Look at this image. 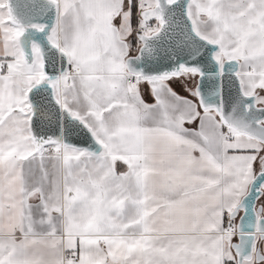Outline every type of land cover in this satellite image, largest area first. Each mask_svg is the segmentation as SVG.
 Instances as JSON below:
<instances>
[{
  "label": "snow or ice",
  "instance_id": "1",
  "mask_svg": "<svg viewBox=\"0 0 264 264\" xmlns=\"http://www.w3.org/2000/svg\"><path fill=\"white\" fill-rule=\"evenodd\" d=\"M0 264H264V0H0Z\"/></svg>",
  "mask_w": 264,
  "mask_h": 264
},
{
  "label": "crops",
  "instance_id": "2",
  "mask_svg": "<svg viewBox=\"0 0 264 264\" xmlns=\"http://www.w3.org/2000/svg\"><path fill=\"white\" fill-rule=\"evenodd\" d=\"M176 85H177V83L174 85V87L176 88V90H177L178 92H181V94H183V91H181L180 89H178Z\"/></svg>",
  "mask_w": 264,
  "mask_h": 264
},
{
  "label": "rangeland",
  "instance_id": "3",
  "mask_svg": "<svg viewBox=\"0 0 264 264\" xmlns=\"http://www.w3.org/2000/svg\"><path fill=\"white\" fill-rule=\"evenodd\" d=\"M177 88H179L180 90H183V88H182V86L179 84V83H177Z\"/></svg>",
  "mask_w": 264,
  "mask_h": 264
},
{
  "label": "trees",
  "instance_id": "4",
  "mask_svg": "<svg viewBox=\"0 0 264 264\" xmlns=\"http://www.w3.org/2000/svg\"><path fill=\"white\" fill-rule=\"evenodd\" d=\"M179 89V88H178ZM181 91H183V90H181Z\"/></svg>",
  "mask_w": 264,
  "mask_h": 264
}]
</instances>
